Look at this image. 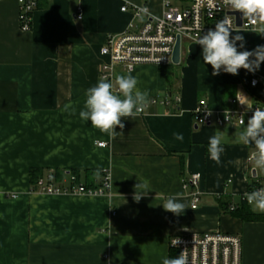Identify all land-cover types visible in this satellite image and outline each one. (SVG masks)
Returning <instances> with one entry per match:
<instances>
[{
	"label": "crops",
	"instance_id": "0c3cea01",
	"mask_svg": "<svg viewBox=\"0 0 264 264\" xmlns=\"http://www.w3.org/2000/svg\"><path fill=\"white\" fill-rule=\"evenodd\" d=\"M167 2L177 9L191 4L39 0L32 30L22 32L18 0H0V264H162L165 257L176 258L172 237L193 232L239 235L245 224H256L222 212L218 203L223 196L240 201L253 180L264 185V174L248 161L254 146L236 142L244 127L199 126L193 111L205 100L216 118L237 95L245 108L264 105V87H251L254 76H264V63L254 73L221 70L214 76L211 65L204 64L202 47L184 39L179 65L115 71V76L137 78V89L147 92L149 101L180 97L178 107L154 105L134 119L122 118L125 127H117L115 138L79 117L87 89L100 80L107 38L142 25L134 7H148L159 17ZM124 5L127 12L121 10ZM80 10L82 20L77 19ZM237 30L244 37L243 48L237 42L238 50L264 46L258 29ZM68 104L72 108L66 109ZM218 130L224 135L219 164L208 152L209 138ZM32 169L44 176L76 172L79 183L105 194L33 191ZM97 170L100 174L86 181V172ZM107 174L108 190L103 188ZM195 174L200 176L201 196L193 210L192 190L185 189V182ZM144 180L151 190L137 202L135 185ZM176 193L186 205L179 216L162 205ZM255 247L257 251L246 252L248 264H264V240Z\"/></svg>",
	"mask_w": 264,
	"mask_h": 264
},
{
	"label": "built area",
	"instance_id": "2783aa9c",
	"mask_svg": "<svg viewBox=\"0 0 264 264\" xmlns=\"http://www.w3.org/2000/svg\"><path fill=\"white\" fill-rule=\"evenodd\" d=\"M188 9L172 8L169 2L165 3V12L162 16H154L148 7H134L133 15L135 19H141L142 25L132 31L130 29L122 34L111 35L107 38L106 45L101 49V56L106 60L100 69V79L107 78L109 82H114L117 67H122L127 72L134 71L137 67L152 65L158 68H169L173 65V52L178 37L190 39L192 41L210 29L215 28V23L222 20L224 16H230L232 10L225 7L222 0H190ZM20 6L19 23L22 32H30L33 25V15L38 7L39 0H18ZM146 9L147 11H143ZM122 12H127L129 7L124 5ZM233 12V11H232ZM82 10L79 11L77 19L82 20ZM234 29L256 30L261 26L251 24L242 18V27H237L235 16H230ZM242 69L239 70V72ZM264 87V76L256 75L251 81V87ZM242 101V99L240 98ZM181 103V98L177 97L171 102L170 99L161 101L158 98L149 101L148 107L142 114H145L150 106L162 105L165 107L176 106ZM229 121L225 119V110L218 112L216 118L212 117L208 103L200 100L193 111L195 122L199 126L216 125L219 128L238 125L245 127L247 119L251 117L256 107L264 109V105L254 103L245 108L237 98L230 100ZM209 112L211 114L209 115ZM141 114V115H142ZM245 119V125H241L239 120ZM100 147H106L105 143H99ZM64 179L58 180L55 172H50L41 177L34 186V191L46 195L59 194H87L104 195L105 191L91 189L83 183H79V178L72 172H65ZM103 188L110 187V176L104 177ZM200 176L194 175L185 182V189H191L192 209L196 210L200 203L201 193L199 192ZM264 187L257 183L253 188H248L247 192ZM16 198V196H12ZM241 202L247 200L244 194L240 197ZM248 204V203H247ZM238 208L237 203H233L229 211L234 212ZM117 214L113 213V216ZM179 243L174 246V241ZM170 248L179 256L185 250L188 256V264H243V241L239 235L228 233H192L183 236H175L170 239Z\"/></svg>",
	"mask_w": 264,
	"mask_h": 264
},
{
	"label": "clouds",
	"instance_id": "9594fccd",
	"mask_svg": "<svg viewBox=\"0 0 264 264\" xmlns=\"http://www.w3.org/2000/svg\"><path fill=\"white\" fill-rule=\"evenodd\" d=\"M225 7L233 12L242 14V18L251 23L258 22L264 25V0H222ZM143 11H147L144 9ZM237 34L233 37L232 32ZM257 30H254V32ZM259 33L264 34V26L258 28ZM241 31L232 27L230 16H224L222 20L215 23V28L210 29L199 36L196 43L202 47V57L204 64L211 65L212 75H218L221 70L225 73L237 75L240 69L248 72H255L264 63V46H257L254 50H238L237 42H241L239 47L243 48L244 37ZM138 80L131 74L117 75L114 82L101 78L95 86L89 87L85 93L83 108L79 111V117L83 121H90L91 126L100 132L115 138L117 127L123 129L122 118H136L141 115L149 105L148 93L137 89ZM237 100L241 103L240 97ZM65 108H72L71 104ZM251 108V107H249ZM75 112V109H73ZM211 112H209V115ZM225 119L229 121L230 112L225 110ZM241 125H245V119L239 120ZM177 140H183L182 134H176ZM223 132L217 131L209 138L208 152L210 158L216 163H220V155L224 151L222 142ZM236 142L246 146H254L248 156L254 170L264 174V109L256 107L250 118L247 119L246 126L236 136ZM99 170L93 173L98 176ZM149 188L147 180L139 181L135 185L133 199L137 202L146 195ZM244 196L253 212L264 213V187L245 192ZM181 193H176L168 197L162 203L165 211L177 216L184 213L186 205L180 200ZM179 240L174 241V246ZM162 264H188V256L185 250L181 251L176 258H163Z\"/></svg>",
	"mask_w": 264,
	"mask_h": 264
},
{
	"label": "trees",
	"instance_id": "16d2710c",
	"mask_svg": "<svg viewBox=\"0 0 264 264\" xmlns=\"http://www.w3.org/2000/svg\"><path fill=\"white\" fill-rule=\"evenodd\" d=\"M92 174L93 172L87 171L86 172V181H92ZM75 175L79 178L81 175L75 172ZM44 176V172L41 170H33L31 171V185L34 186L37 181ZM56 177L58 180L64 179V175L62 172H56ZM256 181L253 180L252 183L249 185V188H253L256 185ZM87 186V185H86ZM218 203L221 207L222 212L230 214L232 217L239 219L242 223H262L264 224V214H258L251 210V207L246 202H233L231 197H220L218 198ZM233 203L238 204V208L234 212H230L229 208Z\"/></svg>",
	"mask_w": 264,
	"mask_h": 264
},
{
	"label": "rangeland",
	"instance_id": "374dc122",
	"mask_svg": "<svg viewBox=\"0 0 264 264\" xmlns=\"http://www.w3.org/2000/svg\"><path fill=\"white\" fill-rule=\"evenodd\" d=\"M258 214H264V213H259L255 212ZM249 228V229H248ZM253 234V235H252ZM239 236L242 238L243 241V264H248L247 257H246V252L247 253H252L257 251L255 249L257 243H261L264 240V224L262 223H256V224H246L244 225V230L242 233H239ZM250 236H252V240H250Z\"/></svg>",
	"mask_w": 264,
	"mask_h": 264
},
{
	"label": "water",
	"instance_id": "95a60500",
	"mask_svg": "<svg viewBox=\"0 0 264 264\" xmlns=\"http://www.w3.org/2000/svg\"><path fill=\"white\" fill-rule=\"evenodd\" d=\"M228 15H232L236 17L237 20V27L241 28L242 27V14L239 12H230ZM182 38L178 37L176 41V45L174 47V52H173V64L174 65H179L181 63V49H182ZM253 176H255V171H253Z\"/></svg>",
	"mask_w": 264,
	"mask_h": 264
}]
</instances>
